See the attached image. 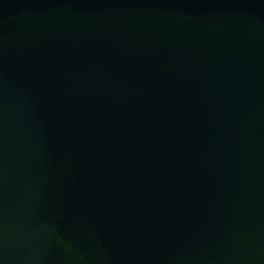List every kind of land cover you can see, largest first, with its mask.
I'll use <instances>...</instances> for the list:
<instances>
[{"label": "water", "instance_id": "water-1", "mask_svg": "<svg viewBox=\"0 0 264 264\" xmlns=\"http://www.w3.org/2000/svg\"><path fill=\"white\" fill-rule=\"evenodd\" d=\"M0 264H264V0H0Z\"/></svg>", "mask_w": 264, "mask_h": 264}]
</instances>
